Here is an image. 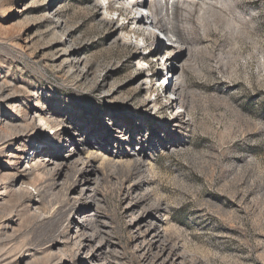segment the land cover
<instances>
[{
	"label": "rangeland",
	"instance_id": "1",
	"mask_svg": "<svg viewBox=\"0 0 264 264\" xmlns=\"http://www.w3.org/2000/svg\"><path fill=\"white\" fill-rule=\"evenodd\" d=\"M109 1L0 0V264H264V0Z\"/></svg>",
	"mask_w": 264,
	"mask_h": 264
},
{
	"label": "built area",
	"instance_id": "2",
	"mask_svg": "<svg viewBox=\"0 0 264 264\" xmlns=\"http://www.w3.org/2000/svg\"><path fill=\"white\" fill-rule=\"evenodd\" d=\"M170 8L171 7L167 8L168 10L166 13V15H169V17H164L165 19L162 17V14H164V12H161V10H160L161 8L159 10H156V12L160 13V16L155 15V16H158V19L154 18V15H153L154 10H152V12H148L149 15L143 17V20L145 22V24H144V26H145L144 36L147 39H150V40H152L154 38L156 39L157 38L156 35H159L160 32L164 30V28L167 24L168 18H171V16L176 14L177 9H175V6H174V9H170ZM158 28H160V30H158ZM156 30H158V31H156ZM161 38H162V36H161ZM159 59H161V58H159ZM161 62H162V64L160 63V65H162V66L165 65V57L161 60ZM174 77H176V79L174 78V80L177 82L178 81L177 74H175ZM165 85H166V82L162 83L163 87H165Z\"/></svg>",
	"mask_w": 264,
	"mask_h": 264
},
{
	"label": "bare ground",
	"instance_id": "3",
	"mask_svg": "<svg viewBox=\"0 0 264 264\" xmlns=\"http://www.w3.org/2000/svg\"><path fill=\"white\" fill-rule=\"evenodd\" d=\"M103 1H106V6H105V9L106 10H113V11H115V8L113 7V3H111V1H109V0H103ZM117 2V1H116ZM139 4V3H138ZM136 7H137V9H138V11H132L133 12V14H135L136 16H137V18L138 17H141V18H143V17H145V16H147V15H149V14H147V13H143L142 12V5H136ZM169 7H171L170 9H174V6H173V4L172 5H166V8H164V7H162L160 10H161V12H164V14H162V17L164 18V17H168L169 15H166V13H167V8H169ZM112 13V12H111ZM153 17V16H152ZM154 18L155 19H158V16H154ZM165 19V18H164ZM161 28V27H160ZM160 28H158V30H160ZM158 30H156V31H158ZM164 31V30H163ZM163 31H161L160 33H162ZM167 31V30H166ZM167 33V32H166ZM163 34V36H166L165 34H164V32L162 33ZM172 34V33H171ZM136 40V39H135ZM140 41H142L141 39L140 40H136V43H137V46H138V44H139V42ZM145 41V39H143V42ZM72 52V51H71ZM70 51H65V55H66V57H72V53H71ZM164 56V55H163ZM159 58H161V57H159ZM158 58V59H159ZM163 58V57H162ZM75 59V58H74ZM163 79H165V78H163ZM165 81V80H164ZM146 83V81L145 80H143V84H145ZM175 88H172L171 90H170V92H168V94H166L167 96L166 97H171L172 96V98L170 99V102L173 104V105H176L175 106V109L176 108H180V106H179V103H177L176 102V100H177V97H176V90H174ZM178 93V92H177ZM179 94V93H178ZM178 96V95H177ZM169 99V98H168ZM42 117H40L39 119L40 120H42L41 119ZM3 138H4V136H3ZM8 138V137H7ZM3 141V140H2ZM3 146V145H2ZM4 147V146H3ZM12 155V154H11ZM8 157V156H7ZM30 160V159H29ZM36 160V159H35ZM40 161V160H39ZM14 163V162H13ZM12 163V164H13ZM40 163V162H39ZM16 165V164H15ZM32 165H33V163H32ZM34 166V165H33ZM32 166V167H33ZM18 167V166H17ZM19 167H21V165L19 166ZM36 168H39V164L38 163H36ZM31 169V168H30ZM29 169V170H30ZM41 169H43V168H41ZM24 170H26V166H25V168L24 169H22L21 171H23L24 172ZM20 171V170H19ZM44 171V170H43ZM26 173V172H25ZM22 174V173H21ZM39 177V176H38ZM42 177V176H41ZM39 187V186H38Z\"/></svg>",
	"mask_w": 264,
	"mask_h": 264
}]
</instances>
